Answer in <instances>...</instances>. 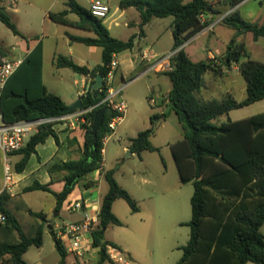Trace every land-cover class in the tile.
<instances>
[{
	"label": "trees",
	"instance_id": "1",
	"mask_svg": "<svg viewBox=\"0 0 264 264\" xmlns=\"http://www.w3.org/2000/svg\"><path fill=\"white\" fill-rule=\"evenodd\" d=\"M244 1L190 0L185 3L184 0H121L119 4L122 10L135 8L139 12L142 34L144 26L153 19L173 17L172 50L177 52L173 57L171 70L163 74L171 83L168 101L171 111L181 124L183 139L172 145V154L181 183H192L194 187L190 202L191 219L183 224L190 228L189 240L186 245L179 247L182 256L176 264H264V235L261 232L264 226V113L244 120L228 119L221 124L214 123L232 110L264 99V64L250 59L244 44H239L236 48L230 46L226 59L229 65L239 64V72L247 83L246 98L237 101L229 95L221 100L203 101L196 94L204 85V76L210 72L217 73L218 66L211 60L195 62L182 48L185 42L210 25L211 20L202 22L203 16L219 15L221 11L217 6L235 8ZM66 6L61 12L49 13V18L55 23L68 25L71 24L68 15L76 14L79 21L73 26L93 31L96 36H70V39L88 46L101 47L102 64L89 69L76 64L69 57L58 56L56 66L69 68L92 80L98 75L106 76L113 56L133 50L137 35H132L127 40L117 39L110 34L104 19L94 17L89 9L75 0H68ZM0 21L14 35H21L3 7H0ZM222 23L231 29L251 33L255 40L264 37V24L250 23L237 11L225 16ZM235 41L233 39L230 45H235ZM3 54L0 47V55ZM244 57L247 59L242 61ZM105 94L106 89L103 88L101 96L92 99L91 105L99 103ZM0 107L4 120L8 123L65 115L63 110L67 105L60 96L48 91L43 83L42 44L37 45L23 59L9 78L1 96ZM102 107L88 114L86 123L77 127L84 136L80 158L55 164L49 169L51 176L56 171L65 172L61 179L64 183L63 190L57 193L49 185L35 182L25 192L42 191L53 195L56 210L59 211L84 179L103 170L104 139L111 133L109 123L117 113L112 109L106 111L103 126L94 138L91 135L94 114ZM167 117V113L152 115L151 127L130 139L129 151L136 154L158 152L159 149L152 144L151 138L157 124ZM53 126L54 124H49L40 129L30 138L25 148L18 152L22 158L15 166L17 173L24 171L31 156L37 154L36 147L44 144L50 136L60 144ZM114 173L115 170L104 173L108 191L101 200L99 226L93 232L94 247L99 248L96 264H111L106 255V246L113 243L105 238V232L110 225H122L113 212L114 202L124 199L132 212L139 211L136 201L115 180ZM51 182H55L53 177ZM94 184L86 182L84 187L90 189ZM7 196L6 191L0 193V211L7 217L6 224L0 226V264H27L23 259L24 254L32 246L41 247L47 226L52 225V230L54 227L43 212L29 209V214L42 223L34 235L27 234L16 216L5 208ZM55 248L60 256L59 264H69V258L72 257L57 238ZM72 264L81 263L72 258Z\"/></svg>",
	"mask_w": 264,
	"mask_h": 264
},
{
	"label": "rangeland",
	"instance_id": "2",
	"mask_svg": "<svg viewBox=\"0 0 264 264\" xmlns=\"http://www.w3.org/2000/svg\"><path fill=\"white\" fill-rule=\"evenodd\" d=\"M102 1L108 4L111 10L104 22L110 28L112 36L126 40L133 33L140 31L138 25L135 27L125 25L129 21L136 22L140 20L139 12L135 8L134 11H128L123 14V10L119 7L121 0ZM241 13L244 19L250 23H264V0H248L247 4L241 8ZM7 14L18 28L26 33L28 38L30 34H36L41 38L44 30H48L49 23L58 25L54 22L45 21L44 16L36 11L33 14L27 13L29 16L25 15V12L16 15V17L10 15L9 12ZM72 16L77 17L76 15ZM170 21H173V17L156 20L148 31V39L141 43L143 50L149 51L151 55L162 51L169 53L172 50L174 40L168 34ZM116 23L119 25L117 26ZM224 29L223 26H217L214 32L198 40L196 45H208L213 50L215 37H220L223 40L226 38L227 34L224 33ZM158 36H160V40L154 43ZM234 36L235 38L243 39L249 50H252L253 45H257V47L264 46V37L255 40L251 33L244 34L243 31H236ZM18 45V39L12 31L0 21V47L9 51L13 46L18 48ZM49 46L46 45L47 57L53 48L52 46L50 49ZM59 49L62 50L61 52H66L67 47L61 45ZM98 49V52H87L86 60H89L93 65L96 62L101 63V52L100 48ZM136 52H139L138 49H136ZM3 53L7 55L6 52ZM14 54L20 57L23 56L19 49L12 53V55ZM206 54L203 53V56L205 57ZM137 67L140 66L138 65ZM53 71L54 68L47 61L45 75L47 86L50 90L58 91L57 86L65 87L67 91L74 89L73 81L69 78H66V81L55 79V83L52 84V79L50 80L49 76H51ZM141 71L138 68L135 71L125 73L124 82L126 85L124 83L117 85L115 81L117 86H123L122 98L127 103L128 109L124 114L123 121L117 124L115 133L105 142L103 153L105 169L115 170V180L136 201L139 211L136 213L132 212L124 199L114 202L113 212L122 225H110L106 229L105 238L128 253L133 264H176L182 256V251L179 250V247L186 245L189 240L190 228L182 224L191 219L190 202L194 187L192 183H181L180 174L172 154V145L182 139L183 130L170 106H163L165 99L168 98V90L171 89L170 80L165 75H157L152 72L138 78ZM218 71L222 70L218 68ZM222 74L224 73L222 72ZM60 93L64 94L62 90H60ZM196 95L203 101L221 100L228 96L227 86L223 78L216 77L213 73H207L204 76V85ZM65 98H68V96ZM162 110L167 112L168 117L157 124L155 133L151 138L152 144L159 151H145L141 154L133 153L129 155L130 139L135 138L139 132L150 128L151 116L160 113ZM239 111L244 112L242 115L238 114V116L247 118L264 113V100ZM235 113L231 114L232 118L236 117ZM226 121L227 115H223L216 119L214 123L221 124ZM125 147H128V149ZM16 159L18 157H14L12 161L14 162ZM3 169V156L0 153V189L4 180ZM107 188V182L102 180L100 184L101 198H103ZM160 198L166 199L167 202L157 206L155 201ZM81 199L79 188H77L69 202L74 204L75 201ZM21 201L24 205L37 212H49L50 208L55 205L53 195L42 191L27 193L22 197ZM153 207H178L179 218L183 221L181 225L174 224L169 219V210H160V215H165L163 219L165 224L159 237L155 239L156 241L153 240L152 231L156 216L153 212ZM58 212L54 211L50 214L56 216ZM18 219L24 232L34 235L40 220L29 216L26 212L20 213ZM59 219L65 223L74 220L67 204L63 207L62 216ZM1 238L4 237L2 236ZM72 258H69V264H72ZM23 259L27 264H59L60 256L49 231L44 234L43 245L41 247H30L24 254ZM96 262L97 259H90L88 262L86 261V264H96Z\"/></svg>",
	"mask_w": 264,
	"mask_h": 264
},
{
	"label": "crops",
	"instance_id": "3",
	"mask_svg": "<svg viewBox=\"0 0 264 264\" xmlns=\"http://www.w3.org/2000/svg\"><path fill=\"white\" fill-rule=\"evenodd\" d=\"M67 1L68 0H0V7H3L7 12L10 13V15H14L15 17L16 15H20L23 12L26 13L25 15L29 16L27 13L33 14L36 11L44 16L43 18L45 21L53 22L49 18V13H58V12L65 10L67 8L66 6ZM75 1L82 7L89 9L91 3L95 0H75ZM189 1L190 0L188 1L184 0L185 3ZM206 1L214 2L216 0H206ZM247 2L248 0H245L244 2L240 3L235 8H229L226 5L217 6L216 8L221 11L219 15L212 14L210 16H203V19L205 21L211 20L210 25H214L213 29L211 30L204 29L202 32L198 33L197 35H195L194 37H192L190 40H188L182 45V48L186 51V53L189 55V57L193 61L198 62V61L211 60L213 61L214 65L218 66V68L222 70L220 72L218 71L217 73H213V72H210V73H213L214 76L216 77H221V79L222 78L224 79L225 85L227 86L228 96L229 95L232 96L237 101H242L246 98L247 83L239 72V64L232 63L229 65V63L227 62L226 54L230 52L229 47L231 46L233 48H236L237 45L244 44L248 57H250V59L252 60H255L257 62L264 64V46L257 47V45H253L252 50H249L248 46L246 45L243 39L235 38L234 34L237 30L231 29L222 23L223 18L234 11H237L239 15L244 19L241 13V8L245 4H247ZM134 10H135L134 8H129V9L123 10L122 12L123 14H125L128 11H134ZM72 15H76V14L70 13L68 15V21L71 24L62 25V24H58L54 22L55 24H58L59 25L58 26V25H51V23H49L48 30H44L43 32L44 34H42L41 38L38 37L36 34H33V35L30 34L28 38L26 36V33L22 32L21 29H19L18 26L16 25L18 30L21 33L20 36L15 35V37L18 39V44H19L18 48L13 46L9 51L8 49L1 48V50L3 52H6L7 55H9L11 58L24 59L28 54H30L31 51H33L36 48L37 45L42 44L43 45V83L48 89V91L60 96L67 106L71 105L76 100H78L80 97L84 96L87 91L88 83L93 82L94 80H92L91 78H87L84 75L77 74L69 68H58L55 64L56 58L58 56H66L72 59L76 64L80 66H86L89 69H92L102 64V48L101 47L88 46L82 43L74 42L70 39V36L89 37V38H94L96 36L93 31L82 30L76 26H73L74 23H77L79 21V17L77 15H76L77 17H73ZM211 17L213 18L211 19ZM156 20H163V19H153L152 21H150L146 26H144L143 34L140 31L132 34V35H137L136 45L133 50L123 51L115 55L119 63V67L116 72V78H115L117 85H119L120 83L125 84L124 82L125 73L135 71L138 68L142 70L141 73L138 75V78L141 76L148 75L151 72L157 75H164L163 72L148 71V69L153 59L167 54L166 51L157 52L151 55L149 51L143 50V48L141 47V43L148 39V36H149L148 31L151 28V26L156 22ZM139 22L140 20L136 22L129 21L125 25H127L128 27H135L136 25L139 26ZM172 22L173 21H170V26H168V31H169L168 34L170 35L171 39H173ZM258 24H264V23H258ZM116 25L118 26L119 24L116 23ZM217 26H223V28H225L224 33L227 35H226V38H224V40L220 37H215V40H214L215 46L213 50L209 48L208 45H202V46L196 45V42L198 40L214 32ZM107 28L108 30L110 29L109 27ZM88 33L93 34V35H89ZM233 39L236 40L235 45H230ZM159 40H160V36L156 38V41L154 43H157ZM46 45H50L49 46L50 49L53 46L52 51L48 57H47ZM61 45H65L67 47L66 52H61L62 50L59 49V46ZM97 48H100L101 63L96 62V64L93 65L91 64L89 60H86L87 52L89 53H93L95 51L98 52L99 49L97 50ZM17 49H19L20 52L23 54L22 57L17 56L15 54L12 55V53ZM136 49H138L139 51L138 53L136 52ZM203 53H207L205 57L203 56ZM246 59L247 58L244 57L242 58V61H245ZM47 61L54 68V71L52 72L51 76H49V79L50 80L52 79L51 83L54 84L55 79L59 81H66V78H69V79H72L73 81L74 89L68 90L69 92L67 91L65 87H59V86H57L59 92L49 89V87L47 86L46 75H45V66H46ZM138 65L140 67H137ZM222 72L224 74H222ZM59 89L62 90L64 94H61ZM170 90L171 89L168 90V94ZM66 96H68V98H65ZM163 106L164 107L170 106L168 98L165 99ZM241 109L243 108L230 111L227 114V120L230 119L232 121H239V120L246 119L247 117L238 116V114L242 115L244 112V111H239ZM233 112H236L235 118L231 117V114H233ZM160 113H167V112L165 110L164 111L162 110ZM53 130L59 137L60 144L58 145L52 136H50L44 144H39L36 147L37 154H33L31 156L28 162V165L26 166L23 172L17 173L15 171V166L21 160L22 155L19 153H16L10 156V162L13 168L12 185L10 186V189H6L5 182L3 180L0 193H2L3 191L7 192L8 196L5 200V204H4L5 208L10 210L16 216L17 219H18V215L22 212H26L29 214L28 210L30 208L24 205L21 201L23 196H25L27 193H30V192H25V189L27 187H30L35 182H38L42 185H49V187L54 192H57V193L61 192L64 187V183L61 181V179L65 175V172L56 171L51 176L49 173V169L58 163L66 162L68 160H78L81 156L80 151L84 143V136L81 130L77 129V127L69 128L63 123L54 124ZM125 148L128 149V147H125ZM0 153L3 156L1 151ZM14 157H18V159H16L13 162L12 159ZM106 171L108 170L105 169V163L103 162L102 171L94 172L92 175L84 179L81 182V184L77 187L79 188V195L82 198L81 200H84L86 203L85 209L91 213L93 212L95 213V211L98 212V210L100 209V204L102 200L100 196L101 195L100 194V184L102 180H105L104 173ZM3 172H4V169H3ZM52 177L55 180V182H51ZM86 182H94L95 184L90 189H86L84 187V183ZM76 189L74 190V192L76 191ZM107 191H108V188L106 192ZM74 192L68 198V201H67L68 203H70L69 200L74 194ZM106 192L104 193V195L106 194ZM166 202H167L166 199L163 200V198H160L157 201H155V204L158 206ZM63 207L59 210L56 216H53L52 214H50V213H53L54 211H57L56 210V200H55V205L50 208L49 212H43L46 215L47 221H50L53 224L54 233L56 232L57 226L63 222L59 219L62 216ZM153 210H154L153 212L156 215L154 218V223L152 225L153 240L159 237L161 233V229L163 228V225L165 224V220H163L165 215L163 216L160 215V210L162 211L169 210L170 212L169 219H171V221H173L174 224L181 225L183 223V221L181 220V218H179V215H178V207H153ZM34 212H37V211H34ZM69 212L71 213V216L74 219L71 221H79L83 218L82 212H79V211H75V212L69 211ZM29 216L31 215L29 214ZM41 223L42 221L40 220V223L38 222L37 225L39 226L41 225ZM263 228L264 226L262 227L261 232L264 235ZM47 229H48V226H47ZM46 231H49V230H46Z\"/></svg>",
	"mask_w": 264,
	"mask_h": 264
},
{
	"label": "built area",
	"instance_id": "4",
	"mask_svg": "<svg viewBox=\"0 0 264 264\" xmlns=\"http://www.w3.org/2000/svg\"><path fill=\"white\" fill-rule=\"evenodd\" d=\"M89 10L94 17L107 19L110 14V7L102 0H95L91 3ZM202 22L205 20L201 18ZM214 25H209L205 29L211 30ZM171 51L161 57L153 59L148 71L166 72L172 68V60L176 54ZM147 59V58H146ZM23 59L11 58L9 55H0V100L2 93L9 78L16 72L22 64ZM119 63L116 56L109 65L107 75L104 76V86L106 89L105 97L97 104L90 105L83 109H78L57 118H39L34 120H23L15 123H8L4 120L0 107V151L3 154L4 182L5 188L10 189L12 185L13 168L10 162V156L20 152L27 145L30 138L38 133L40 129L49 124L63 123L69 128L78 127L86 123L87 115L102 106H108L117 113L109 123L111 133L106 136L104 143L115 133L117 124L122 122L124 114L128 107L122 98L123 86H117L115 83L116 72ZM126 85V83H125ZM102 88V90H103ZM153 101V100H151ZM104 150H102V154ZM84 200H77L74 204L68 203L69 211L82 212L83 218L79 221L69 223L62 222L56 228V238L61 245L76 261L85 264L86 261L98 259L99 248L93 244V232L99 226V212L91 213L85 209ZM7 222L6 215L0 211V226ZM106 255L111 264H133L130 255L120 249L118 246L108 244L106 246Z\"/></svg>",
	"mask_w": 264,
	"mask_h": 264
},
{
	"label": "water",
	"instance_id": "5",
	"mask_svg": "<svg viewBox=\"0 0 264 264\" xmlns=\"http://www.w3.org/2000/svg\"><path fill=\"white\" fill-rule=\"evenodd\" d=\"M104 86V76L103 75H98L93 82L88 83L87 91L84 96L80 97L78 100H76L74 103L71 105L67 106L64 110L63 113L67 114L72 111L78 110V109H83L85 107H88L92 103V99H97L98 97L101 96L102 93V88ZM109 110L108 106L102 107L98 111L95 112L94 114V119L93 123L91 126V135L96 138L97 133L99 129L103 126L104 118H105V113L106 111ZM46 130V129H44ZM128 154H132V152H128ZM58 214V213H57ZM48 230L50 231V235L53 238V241H56L55 233L52 230V225H48ZM105 231V229L103 230Z\"/></svg>",
	"mask_w": 264,
	"mask_h": 264
}]
</instances>
